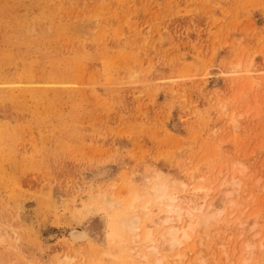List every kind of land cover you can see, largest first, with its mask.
Masks as SVG:
<instances>
[{
  "label": "rangeland",
  "instance_id": "obj_1",
  "mask_svg": "<svg viewBox=\"0 0 264 264\" xmlns=\"http://www.w3.org/2000/svg\"><path fill=\"white\" fill-rule=\"evenodd\" d=\"M237 160L235 211L264 237V0H0V264H138L92 197L147 165L224 203L188 260L238 264Z\"/></svg>",
  "mask_w": 264,
  "mask_h": 264
},
{
  "label": "clouds",
  "instance_id": "obj_2",
  "mask_svg": "<svg viewBox=\"0 0 264 264\" xmlns=\"http://www.w3.org/2000/svg\"><path fill=\"white\" fill-rule=\"evenodd\" d=\"M136 73L129 77L135 81ZM233 126L237 121L232 120ZM105 164L100 162L97 166ZM231 175L220 183V193L227 208L232 209L231 220L240 232L242 243L238 264H253V254L264 252V237L257 231L258 218L237 214L244 184L241 178L248 174V167L241 161L231 163ZM256 184H264V178H258ZM130 191L128 197H117L111 190L94 193L92 200L103 210L115 213L121 221L125 233V246L136 256L138 264H209L203 254L188 260L186 245L202 230L219 223L226 214L224 203L217 208L215 202L209 207L197 202L195 194H190L184 183L165 173L154 165L134 171L126 179ZM252 221L249 223V221ZM247 233V238L244 234ZM225 259L227 248L221 245ZM56 264H75L71 257H63ZM229 264H232L229 261Z\"/></svg>",
  "mask_w": 264,
  "mask_h": 264
},
{
  "label": "bare ground",
  "instance_id": "obj_3",
  "mask_svg": "<svg viewBox=\"0 0 264 264\" xmlns=\"http://www.w3.org/2000/svg\"><path fill=\"white\" fill-rule=\"evenodd\" d=\"M197 189H202L201 187H197L196 188V190ZM221 201V200H220ZM202 204H201V206H203L204 204H207L209 207H211L212 206V204H213V201L211 202H207V195H206V197L202 200ZM214 202H217V201H214ZM93 205H95V203L93 204ZM217 207V206H216ZM91 208H92V205H91ZM116 215V214H115ZM71 234H70V236L73 238V239H75V240H79V239H84V238H86L87 237V232L85 231V230H79V229H73L71 232H70ZM111 234H112V236L114 235V237H115V235H116V237H117V235L118 234H120L122 237H123V242H125V233L122 231V228H121V221H120V219L116 216V218H114L113 219V221H112V223H111ZM119 235V236H120ZM118 236V237H119ZM117 237V238H118ZM114 239V238H113ZM124 247H125V245H124ZM63 258V257H62ZM59 259V258H58Z\"/></svg>",
  "mask_w": 264,
  "mask_h": 264
}]
</instances>
